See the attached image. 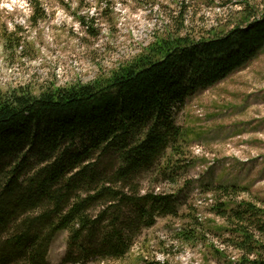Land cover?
I'll return each instance as SVG.
<instances>
[{
    "label": "trees",
    "instance_id": "obj_1",
    "mask_svg": "<svg viewBox=\"0 0 264 264\" xmlns=\"http://www.w3.org/2000/svg\"><path fill=\"white\" fill-rule=\"evenodd\" d=\"M239 14L204 35H158L92 82L0 94V264H49L61 232L63 264L123 260L143 230L177 216L175 195L143 193L141 182L154 174L176 181L187 140L175 113L264 50V12L247 5ZM247 190L210 188L227 198L215 210L250 256L264 210L233 201Z\"/></svg>",
    "mask_w": 264,
    "mask_h": 264
},
{
    "label": "rangeland",
    "instance_id": "obj_2",
    "mask_svg": "<svg viewBox=\"0 0 264 264\" xmlns=\"http://www.w3.org/2000/svg\"><path fill=\"white\" fill-rule=\"evenodd\" d=\"M247 5L264 12V0H0V94L92 82L133 59L158 35L183 28V34L198 36L232 27ZM175 115L187 140L183 170L174 183L146 176L141 188L175 195L177 216L158 218L143 230L123 260L88 264L264 261V233L250 230L260 248L248 256L215 210L227 198L210 191L219 185L247 188L233 201L264 210V50L189 98ZM67 242L68 232L57 235L49 264H63Z\"/></svg>",
    "mask_w": 264,
    "mask_h": 264
}]
</instances>
